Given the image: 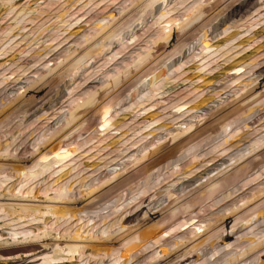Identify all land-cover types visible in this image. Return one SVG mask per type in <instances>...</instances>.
I'll return each mask as SVG.
<instances>
[{"label": "rangeland", "instance_id": "1", "mask_svg": "<svg viewBox=\"0 0 264 264\" xmlns=\"http://www.w3.org/2000/svg\"><path fill=\"white\" fill-rule=\"evenodd\" d=\"M0 264H264V0H0Z\"/></svg>", "mask_w": 264, "mask_h": 264}, {"label": "bare ground", "instance_id": "2", "mask_svg": "<svg viewBox=\"0 0 264 264\" xmlns=\"http://www.w3.org/2000/svg\"><path fill=\"white\" fill-rule=\"evenodd\" d=\"M1 226V225H0ZM3 228V227H0V229Z\"/></svg>", "mask_w": 264, "mask_h": 264}]
</instances>
